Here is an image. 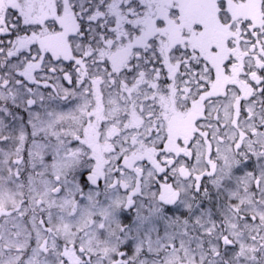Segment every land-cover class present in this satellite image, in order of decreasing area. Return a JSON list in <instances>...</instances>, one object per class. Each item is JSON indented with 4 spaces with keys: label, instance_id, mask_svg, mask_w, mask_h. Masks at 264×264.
<instances>
[{
    "label": "snow or ice",
    "instance_id": "1",
    "mask_svg": "<svg viewBox=\"0 0 264 264\" xmlns=\"http://www.w3.org/2000/svg\"><path fill=\"white\" fill-rule=\"evenodd\" d=\"M0 145V264H264V0H0Z\"/></svg>",
    "mask_w": 264,
    "mask_h": 264
},
{
    "label": "rangeland",
    "instance_id": "2",
    "mask_svg": "<svg viewBox=\"0 0 264 264\" xmlns=\"http://www.w3.org/2000/svg\"><path fill=\"white\" fill-rule=\"evenodd\" d=\"M0 147H4L3 145H0Z\"/></svg>",
    "mask_w": 264,
    "mask_h": 264
},
{
    "label": "flooded vegetation",
    "instance_id": "3",
    "mask_svg": "<svg viewBox=\"0 0 264 264\" xmlns=\"http://www.w3.org/2000/svg\"><path fill=\"white\" fill-rule=\"evenodd\" d=\"M125 222H127V221H125Z\"/></svg>",
    "mask_w": 264,
    "mask_h": 264
}]
</instances>
